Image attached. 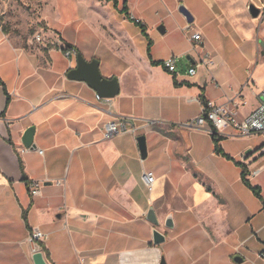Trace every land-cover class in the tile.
Masks as SVG:
<instances>
[{
  "label": "crops",
  "instance_id": "1",
  "mask_svg": "<svg viewBox=\"0 0 264 264\" xmlns=\"http://www.w3.org/2000/svg\"><path fill=\"white\" fill-rule=\"evenodd\" d=\"M72 3L67 24L44 15L51 45L21 43L0 23V264H35L34 227L48 234L38 251L46 264H264V138L218 135L226 156L207 129L181 126L208 101L239 103L241 119L259 105L264 0ZM97 27L111 43L98 39ZM196 32L199 41L191 39ZM66 48L98 59L104 77H118L119 94L100 101L87 82L70 79L77 55L68 57ZM170 55L187 57V69L177 63L170 72ZM120 117L137 133L106 137V123ZM31 126L35 147L27 148L22 139ZM145 171L155 174L152 190ZM33 181L40 195L31 194ZM150 208L165 234L160 244Z\"/></svg>",
  "mask_w": 264,
  "mask_h": 264
},
{
  "label": "built area",
  "instance_id": "2",
  "mask_svg": "<svg viewBox=\"0 0 264 264\" xmlns=\"http://www.w3.org/2000/svg\"><path fill=\"white\" fill-rule=\"evenodd\" d=\"M37 39L43 41L41 36L38 35ZM191 39L199 41L202 39L200 32L193 33ZM66 55L70 57L71 55H77V51L72 48H66ZM204 63L207 65H212L214 63L213 58L207 56L203 59ZM165 67L170 72L177 71V57L175 55H170L164 60ZM190 75H195L197 73V66H192L188 70ZM261 101L259 105L245 118L241 119L239 117L240 104L237 102L218 104L214 101H208L203 103L201 114L193 120L187 121L181 126L186 128H204L210 133H216L218 135H230L238 137H247L254 135H261L264 138V89L260 92ZM98 100H103L99 94L96 95ZM129 120L126 117H120L113 119L106 123L104 126V132L106 137H112L120 133L131 132L136 134L139 126L136 124L129 125ZM149 122V121H148ZM151 122V121H150ZM230 126L234 130L231 133L224 132V128ZM40 153L44 151L39 150ZM246 158V155H244ZM261 171L260 168L254 169L252 173L254 175ZM143 180L146 187L152 190L156 181V177L153 171H145L143 174ZM58 184H64L65 179L57 181ZM29 189L32 195H40L41 189L40 184L36 181L29 183ZM32 243L33 253H37L41 245L48 239V234L43 232L39 227H34L30 232L29 237ZM264 257V252L261 253Z\"/></svg>",
  "mask_w": 264,
  "mask_h": 264
},
{
  "label": "rangeland",
  "instance_id": "3",
  "mask_svg": "<svg viewBox=\"0 0 264 264\" xmlns=\"http://www.w3.org/2000/svg\"><path fill=\"white\" fill-rule=\"evenodd\" d=\"M74 13L75 7L72 0H0V23L7 31L15 35L21 43L31 40L35 43L51 45L54 40L52 36L47 34L48 26L44 15L49 16L51 24L60 25L61 23L67 24L66 22L69 19L74 18ZM70 31H72V26L67 29V32ZM38 35L41 36L43 41L37 39ZM97 35L98 39L103 37L111 43L106 32L99 27H97ZM83 38L84 36L81 39ZM110 46H113V44H110ZM106 54L111 55L110 52H106ZM137 55L140 56V54ZM186 60L187 57H184V59L178 58L177 63L179 66L184 63L185 69H187Z\"/></svg>",
  "mask_w": 264,
  "mask_h": 264
},
{
  "label": "water",
  "instance_id": "4",
  "mask_svg": "<svg viewBox=\"0 0 264 264\" xmlns=\"http://www.w3.org/2000/svg\"><path fill=\"white\" fill-rule=\"evenodd\" d=\"M180 10L187 17V19L191 22L193 19L190 12L184 7L181 6ZM250 12L253 16H258L260 11L259 9L251 5ZM77 65L76 67L70 69L67 73L68 77L72 80H82L87 82V84L93 88L97 94H99L103 98H113L120 92V84L117 76H113L111 78L104 77L100 70V61L98 59L87 60L82 53H79L76 58ZM34 133L35 127H29L23 135V144L27 148H34ZM138 143L140 147V153L143 158H146L148 155V149L146 144V137L144 135H140L138 138ZM147 219L151 221L156 228L153 232V240L154 243L160 244L165 241V234L161 232L158 227L160 226V220L154 210V208H150L147 214ZM165 226L167 228L174 227V221L171 215H169L165 221ZM35 264H46L44 256L41 252H37L33 256ZM161 264H167L165 259H162Z\"/></svg>",
  "mask_w": 264,
  "mask_h": 264
},
{
  "label": "trees",
  "instance_id": "5",
  "mask_svg": "<svg viewBox=\"0 0 264 264\" xmlns=\"http://www.w3.org/2000/svg\"><path fill=\"white\" fill-rule=\"evenodd\" d=\"M114 1L116 2V0H114ZM122 11L125 12V13H127V9H126V7H125L124 9H122ZM141 28H142L144 34L148 37V34H147V32H146L145 27L142 25ZM150 47H151V46H150V44H149V48H148L149 52H150ZM212 135L214 136V140H215V143H216V149H217L219 152H222L224 155H226V154L223 152V150H222V148H221V146H220V140H221V137H218V134H216V133H213ZM226 156H228V155H226ZM243 179H244V182H245V183H246V184H247V185L253 190V192L256 194V196H258L259 198H262L260 187H259V186H254V185H252V184L250 183V181L246 178V171H245V170L243 171Z\"/></svg>",
  "mask_w": 264,
  "mask_h": 264
}]
</instances>
